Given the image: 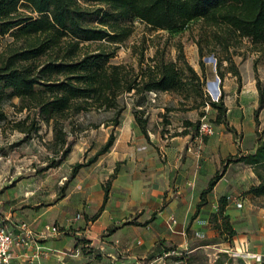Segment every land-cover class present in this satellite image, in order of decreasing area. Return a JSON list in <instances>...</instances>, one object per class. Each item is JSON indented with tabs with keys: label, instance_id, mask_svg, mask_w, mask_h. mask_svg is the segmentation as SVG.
<instances>
[{
	"label": "rangeland",
	"instance_id": "374dc122",
	"mask_svg": "<svg viewBox=\"0 0 264 264\" xmlns=\"http://www.w3.org/2000/svg\"><path fill=\"white\" fill-rule=\"evenodd\" d=\"M83 4L102 6L108 14L94 23L115 32L112 36L118 39L75 44L45 19L0 36V214L13 200L24 199L17 206L27 211L35 202H50L68 194L62 211L42 214L40 218L46 222L39 231L28 219L20 222L29 224L34 246L39 237H70L86 223L82 200L85 202L87 194H93L99 184L104 189L110 187L113 175L140 150L153 145L156 138L174 134L200 151L209 141L219 140L226 148L217 169L220 177L233 164L231 175L241 180L229 181L232 187L237 186L230 195L231 204L246 198L254 205L253 212L259 206L264 208V186L255 189L264 181V161L250 163L255 152L264 155V26L254 35L248 33L251 22L259 16L251 11L248 1L232 2L219 13L193 18L172 30L166 28L162 16H152L149 22L132 13L120 15L107 0ZM60 65L72 68L59 73ZM114 65L120 66L122 82L116 92L117 104L109 107L113 94L105 89L104 80ZM152 65L175 67L177 89L141 93L126 89L124 79L132 81ZM88 70L96 75L90 94L85 79ZM72 77L79 79L75 97L53 87L52 83L70 82ZM217 77L219 98L213 95L210 84ZM205 100L221 101V107ZM202 121L212 124V134L200 132ZM139 138L144 145L137 143ZM48 164L51 167L43 169ZM247 168L253 170L252 175ZM52 225L57 234L48 231ZM223 232L217 238H231ZM79 236L76 245L63 249L79 253V264H127L107 255H122L120 251L125 255L127 251L112 250L108 244L97 248L84 235ZM202 241L191 244H207ZM222 245L185 253L173 245L158 244L134 263L264 264V255L247 260L251 249Z\"/></svg>",
	"mask_w": 264,
	"mask_h": 264
},
{
	"label": "crops",
	"instance_id": "0c3cea01",
	"mask_svg": "<svg viewBox=\"0 0 264 264\" xmlns=\"http://www.w3.org/2000/svg\"><path fill=\"white\" fill-rule=\"evenodd\" d=\"M186 142V138L179 134L167 139L156 138L153 145L140 150L133 161H127L126 167L113 175L110 187L104 189L99 184L93 194H87L85 202L82 200L87 219L81 229L75 230L70 237L57 235L46 240L39 237L35 244L40 245L42 251L38 252L33 244L28 248L16 249L11 264H79V253L63 250L76 245L79 235H84L97 248H104L108 244L112 250L121 248L127 251L125 255L121 251L122 255L116 252L107 254L127 264H135L136 259L146 256L158 244L173 245V248L184 249L185 253L211 244H223V247L251 249L252 252L247 255L248 261L263 256L264 208L259 206L253 212L254 205L248 203L246 198L241 207L231 204L229 198L237 186L232 187L229 181H241L231 175L235 169L233 164L227 167L201 203L203 191L208 188L219 168L225 146L219 140H211L197 153L188 150L190 145ZM137 143L140 146L145 144L140 138ZM214 152L217 160L212 154ZM247 169L252 175L253 170ZM5 193H9L8 189ZM53 195L56 196L55 193ZM223 196L228 203L223 215L215 218L213 214L219 211ZM67 198L68 194H65L54 201H38L27 211H21L17 206L22 205L24 199L13 200L4 206L0 220L11 225L28 219L31 227L39 231L46 222L40 218L42 214L49 210L62 211V207L67 205ZM170 216L175 217L174 222ZM224 225L235 230L230 239L217 238L219 234H225ZM198 239L207 244H191Z\"/></svg>",
	"mask_w": 264,
	"mask_h": 264
},
{
	"label": "trees",
	"instance_id": "16d2710c",
	"mask_svg": "<svg viewBox=\"0 0 264 264\" xmlns=\"http://www.w3.org/2000/svg\"><path fill=\"white\" fill-rule=\"evenodd\" d=\"M97 1L99 3L106 0H0V36H4L14 30L24 29L28 26L45 19L48 25L60 32L64 37H68L72 42L78 44L85 41L101 40L104 38L118 39L112 36L115 32H111L106 27L94 23V19H101L105 13L102 6H87L83 2ZM120 15L132 13L144 20L152 22V16H162L166 22V28L177 29L185 25V23L193 18L205 17L211 13H219L230 3H239L240 0H107ZM250 4L252 12L257 14V18L250 24L249 32L251 35L256 34L259 26H264V0H246ZM151 15V16H149ZM39 51V50H38ZM37 53V50L34 51ZM143 70L138 78L128 81L125 80L126 89H135L138 93L150 91L154 89L160 90H175L177 89L176 77L178 73L173 66H163ZM71 65L58 66V72L63 70L68 71ZM195 75V72L192 71ZM96 75L93 71H86L85 79L87 82L86 88L89 89L94 82ZM140 78V79H139ZM78 78L68 80H58L53 84V87L68 91L74 97L78 94L76 81ZM120 66H112V70L104 80V87L111 92V100L107 102L109 107H114L117 104L116 92L121 88ZM83 88V87H81ZM93 91V90H92ZM62 97L60 95L59 100ZM221 101L205 100L204 103L211 104L215 108H220ZM223 111H225L223 109ZM119 110L116 111V114ZM189 123V121H188ZM114 137H111L109 142L113 143ZM255 152L250 157V163L253 165L260 164L264 161V155ZM51 167L50 164L43 169ZM220 178V173L217 171L211 179L207 189L203 191L202 201L206 194L210 191L214 183ZM264 186V181L255 187L256 191ZM228 203L226 197H221L219 211L214 213L215 218L218 215H223L225 205ZM230 236L235 234V230L224 225ZM188 264V262L184 263Z\"/></svg>",
	"mask_w": 264,
	"mask_h": 264
},
{
	"label": "built area",
	"instance_id": "2783aa9c",
	"mask_svg": "<svg viewBox=\"0 0 264 264\" xmlns=\"http://www.w3.org/2000/svg\"><path fill=\"white\" fill-rule=\"evenodd\" d=\"M220 95L221 90L219 88V94L217 97L219 98ZM199 130L203 134H212L214 132L212 124L208 121H202ZM188 150H194L199 153L200 147L194 149L190 146L188 147ZM235 204L237 207H241L243 202L236 199ZM77 217H79V215ZM170 220L174 222L175 217L170 216ZM47 229L50 234L54 235L58 233V230L54 225L48 226ZM43 236H45L44 232H42V237ZM32 240V230L27 222L23 221L9 225L0 220V264H11L15 250L30 247ZM35 248L38 252H40V250L42 251L40 245H36Z\"/></svg>",
	"mask_w": 264,
	"mask_h": 264
},
{
	"label": "bare ground",
	"instance_id": "6f19581e",
	"mask_svg": "<svg viewBox=\"0 0 264 264\" xmlns=\"http://www.w3.org/2000/svg\"><path fill=\"white\" fill-rule=\"evenodd\" d=\"M210 84H211V88H212V90L216 88V82H215V81L212 82V83H210ZM216 89H217V92H215V91L213 90V95H214L215 97H217L218 94H219V88H216Z\"/></svg>",
	"mask_w": 264,
	"mask_h": 264
},
{
	"label": "water",
	"instance_id": "95a60500",
	"mask_svg": "<svg viewBox=\"0 0 264 264\" xmlns=\"http://www.w3.org/2000/svg\"><path fill=\"white\" fill-rule=\"evenodd\" d=\"M207 59H210V58H207ZM211 59H213V58H211ZM218 79H219V78L217 77V78H216V81H215V82H216V88H218ZM216 88L213 89L215 92H217V89H216Z\"/></svg>",
	"mask_w": 264,
	"mask_h": 264
}]
</instances>
